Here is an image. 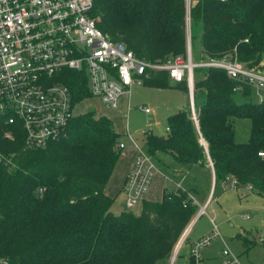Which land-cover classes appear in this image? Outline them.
<instances>
[{"label":"trees","instance_id":"16d2710c","mask_svg":"<svg viewBox=\"0 0 264 264\" xmlns=\"http://www.w3.org/2000/svg\"><path fill=\"white\" fill-rule=\"evenodd\" d=\"M186 14V0H94L91 11L113 41L151 62L187 56ZM195 38L202 58L229 54L257 64L264 54V0L194 1L191 48ZM59 79L69 86L74 108L93 98L81 71L65 69ZM144 84L189 94L187 80L175 84L164 69L152 70ZM235 84L222 68L195 67L194 95L205 92L204 102H195L197 122L187 104L168 116L166 136L146 131L142 147L187 166H205L210 158L216 183L235 178L238 187L251 184L264 196V102L249 89L234 91ZM236 92L245 100L238 102ZM235 118L250 119L247 141H237ZM5 131L0 125V149L14 155V165L0 162V256L11 264H156L171 256L199 210L179 188L165 189L161 200L144 199L138 212H114L105 187L123 151L121 134L93 109L75 113L66 134L45 148L24 149L21 133L10 138ZM239 237L246 249L255 244Z\"/></svg>","mask_w":264,"mask_h":264},{"label":"built area","instance_id":"2783aa9c","mask_svg":"<svg viewBox=\"0 0 264 264\" xmlns=\"http://www.w3.org/2000/svg\"><path fill=\"white\" fill-rule=\"evenodd\" d=\"M186 3L190 39L191 3L189 0ZM93 7L94 0H0V125L7 137L21 133L24 149L45 148L66 134L75 112L71 90L59 79L65 69L86 74L92 97L109 109H118L122 96H130L135 83L143 85L152 70L164 69L175 82L187 80L190 108L193 119L197 120L193 101L194 68L208 66L224 69L236 83L234 91L249 89L258 102H264V54L253 66L229 54L194 61L189 40L186 57L178 55L164 61H147L103 32L91 15ZM139 108L146 113L152 111L149 106ZM125 134L137 149L124 185L125 207L133 209L145 199L156 164L153 156L133 138L128 124ZM118 145L122 149L126 147L124 141ZM259 155L263 156L264 152ZM13 156L0 149V162L14 165ZM228 179L232 187H238L235 178ZM247 187L252 190L251 184ZM210 199L211 196L199 206L196 218L207 212ZM196 218L183 231L175 245L174 256ZM218 235L215 228L193 242L192 264H203L201 249ZM0 264L11 262L8 257L0 256ZM217 264L243 263L238 255L225 248Z\"/></svg>","mask_w":264,"mask_h":264},{"label":"rangeland","instance_id":"374dc122","mask_svg":"<svg viewBox=\"0 0 264 264\" xmlns=\"http://www.w3.org/2000/svg\"><path fill=\"white\" fill-rule=\"evenodd\" d=\"M189 4L190 3H188V5ZM191 53L192 59L194 61L205 59L202 58L203 51L200 38H195L193 40ZM154 90V88L147 85H139L135 83L132 87L130 109H127V107L124 109L118 108L116 110L109 109L105 105H103L100 100L93 97L85 98L82 101L78 102L74 108V112L81 113L88 109H93L98 114L104 113L105 115L112 118L115 122V126L121 130L124 128L125 122L128 121L129 131L135 136L138 141L142 142L143 130L149 128V125L154 124L156 121L160 120L162 121V123L159 126L158 130L164 131L165 125L167 124V104H163V102L166 101V98H163L161 93L158 94L154 100H156L155 103H158L159 106L154 105L153 102L150 101V94L154 92ZM174 92L175 89L172 90V93ZM234 97L238 102H242L245 100V97L239 92H236L234 94ZM194 98L197 106H200L204 102L205 92L203 90H197ZM253 98L255 99L254 96ZM189 100L191 101L190 92ZM144 103L153 108V112L148 114L138 107L139 104ZM166 103L169 104V101ZM195 121L197 122V120ZM234 127L235 137L237 141H247L250 135L251 128L250 119L235 118ZM210 161L211 159L209 158V162ZM197 175L198 178L196 181V185L198 187V191L194 190V188L192 189V191L195 194L196 198L201 202L206 199L211 183L208 174L195 170L190 174V179H192L191 182L193 183V185H195L193 179ZM247 191L250 192L247 189V186L232 187L230 181L228 183L219 181L217 182V185L216 183L214 184L212 193V195L214 194V199L211 205L206 208L207 212L199 215L197 218L196 216L198 212L196 213L194 217L196 218L195 223L193 224L189 232L190 239L194 236L211 233V230L214 227V223L217 225L220 234L201 249L204 257L212 254H217L218 251L223 248H230L234 253L240 254L241 260L244 264H264V226L261 225V222L264 221V213L262 216L263 218L260 217V214L256 215V203L254 199H250L249 202H247L246 200L252 195L249 194V196L247 197L241 195L242 192L245 195V192ZM252 198H256L255 195ZM140 207L141 206H137L133 208V211L138 212ZM246 214H249L250 218L246 219ZM210 215L214 217V223L211 222ZM238 232L246 233V236H248V238L253 241V238H255V244L252 245L247 252H244L245 248L242 243L243 241L238 237ZM187 237L183 241L182 245L187 242ZM174 249L170 257H168L167 259L159 260L156 264H190L188 257L185 256L186 253L184 252L183 247L178 253H176L175 256L173 255Z\"/></svg>","mask_w":264,"mask_h":264},{"label":"crops","instance_id":"0c3cea01","mask_svg":"<svg viewBox=\"0 0 264 264\" xmlns=\"http://www.w3.org/2000/svg\"><path fill=\"white\" fill-rule=\"evenodd\" d=\"M189 1L192 4L196 0H189ZM186 2H187V0H186ZM173 83L176 84L177 82L173 81ZM149 87H151V86H149ZM152 88H154L155 90H154V92H152L150 94L151 95L150 101L153 102L154 105L159 106L158 103H155L156 100H154V99L156 98V96L158 94L161 93L163 98H166V101L163 102V104H167V112H168L167 116L175 113L180 108H182V107H184L190 103L189 102L190 101L189 100V94L184 93L181 89H179L175 86H171L168 88H159V87H152ZM173 89H175L174 93H172ZM194 96H193V101L195 103ZM168 101H169V104L166 103ZM130 104H131V95L129 96L127 94H124L121 98V103H120L119 109L120 108L124 109L126 107H127V109H130ZM140 105L149 106V105H146V103H144V104H139L138 107ZM114 110H116V109H114ZM151 110H152L151 112H153V108H151ZM101 115H105V114L101 113ZM110 119H112V118H110ZM113 122H114V120H113ZM161 123H162V121L158 120L154 124L149 125V128L144 129L143 133H142L143 138H144V133L146 131L153 132L156 135L166 136L168 134V131H169L168 124L165 125L164 131H159L158 129H159V126L161 125ZM127 124H128V121L125 122L124 128L122 130L118 129L115 126V129L121 134L120 141H124L126 144V147L123 149L122 154H121V156H120V158H119V160H118V162H117V164H116V166H115V168H114V170L110 176L109 181L106 184V187H105V193L107 195H109L110 197L114 198V203L112 206V210L114 209L113 210L114 212H120L125 207L124 202H125V196L126 195H125V191H124V185H125L127 176H128V174L132 168L134 159H135L136 154H137L136 147L133 145L132 142H130V140H128V138L125 134ZM114 125H115V122H114ZM133 138L137 141V143L139 145L143 146L142 145L143 141L142 142L138 141L134 135H133ZM143 138H142V140H143ZM201 142L204 144V146L206 144V147H207V143L203 138L201 139ZM152 156H153V160L156 164V171H155V174L153 176L151 185H150V187L146 193L145 199H147V200H161L162 196H163V192L165 189L166 190H176V189L181 188V189L188 190L189 194H191V196L194 197V199L197 201V204H199L200 206L204 205L207 202V200L209 199V197L211 196L210 202L207 204V207L211 205V203L214 199V196H213L214 194L212 195L213 188H214V184L216 183L215 170H214L213 164H211L209 162L205 166H199L197 164H194L192 166H187V165H184L182 163L177 162L176 160H174L172 158V156L168 152H164V151H158ZM195 170H198L199 172H204L205 174H208L209 179H210V183H211V186H210L209 192L207 193L206 199L204 201H201V202L196 198L195 194L192 191L193 188H194V190L198 191V189H197L198 187L196 185L198 175L195 176L193 179L195 182L194 183L195 185H193V183L191 182L192 179H190V174L192 173V171H195ZM220 182H227L228 183L229 179L227 178L226 180H223ZM216 185H217V183H216ZM247 189L250 192H248V191L245 192L246 193L245 195L242 192L241 195H243L244 197L249 196V194L252 195V196H250V198H248L246 200H247V202H249L250 199H254V201L256 203V207H255L256 208V210H255L256 215L260 214V217L263 218L262 216L264 213V196L252 191L248 187H247ZM254 195L256 198H252ZM245 218L246 219L250 218V215L246 214ZM210 220L212 223H214V217L211 215H210ZM261 225L264 226V221L261 222ZM215 228H217V225L214 223V227L212 228L211 231H213ZM217 230H218V228H217ZM219 234H220V232H219ZM240 234L244 235V236L246 235V233L238 232V237ZM204 235H206V234L194 236V237L189 239V233H188L187 234V236H188L187 242H185V244L181 245L179 250H178V252H179L180 249L183 247L184 252L186 253L185 256L188 257L190 264H192L191 256H190L191 245L193 244V242L195 240H198L200 237H202ZM253 239L255 241V238H253ZM250 247L248 249H246V247L244 245V248H245L244 252H247L250 249ZM223 249H225V248H223ZM223 249H221V250H223ZM221 250L218 251L217 254H212V255L205 256V257L202 254L203 255V264H217L218 261L220 260ZM234 254H236V253H234ZM236 255H238L240 260H241L240 254H236ZM241 262H242V260H241Z\"/></svg>","mask_w":264,"mask_h":264},{"label":"water","instance_id":"95a60500","mask_svg":"<svg viewBox=\"0 0 264 264\" xmlns=\"http://www.w3.org/2000/svg\"><path fill=\"white\" fill-rule=\"evenodd\" d=\"M190 40V39H189Z\"/></svg>","mask_w":264,"mask_h":264}]
</instances>
